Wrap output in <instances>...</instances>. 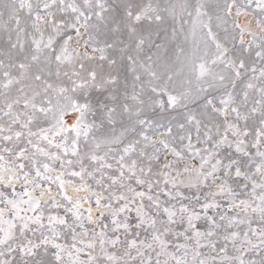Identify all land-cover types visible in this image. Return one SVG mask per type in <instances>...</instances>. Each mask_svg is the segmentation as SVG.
<instances>
[{"label": "snow or ice", "instance_id": "snow-or-ice-1", "mask_svg": "<svg viewBox=\"0 0 264 264\" xmlns=\"http://www.w3.org/2000/svg\"><path fill=\"white\" fill-rule=\"evenodd\" d=\"M0 264H264V0H0Z\"/></svg>", "mask_w": 264, "mask_h": 264}]
</instances>
